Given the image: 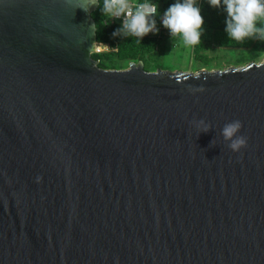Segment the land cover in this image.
Returning <instances> with one entry per match:
<instances>
[{
  "label": "water",
  "instance_id": "obj_1",
  "mask_svg": "<svg viewBox=\"0 0 264 264\" xmlns=\"http://www.w3.org/2000/svg\"><path fill=\"white\" fill-rule=\"evenodd\" d=\"M97 4L0 0V264H264V55L103 69Z\"/></svg>",
  "mask_w": 264,
  "mask_h": 264
},
{
  "label": "clouds",
  "instance_id": "obj_2",
  "mask_svg": "<svg viewBox=\"0 0 264 264\" xmlns=\"http://www.w3.org/2000/svg\"><path fill=\"white\" fill-rule=\"evenodd\" d=\"M215 9H223L226 13L225 32L229 41L243 44L246 40L264 41V0H208ZM159 5L144 0L135 9L129 0H104L103 11L113 17H123L121 26L112 33H121L140 38L159 32L156 16ZM161 23L168 30L170 37H180L185 45L201 44L204 33V19L197 0H176L164 11ZM198 90H202V87ZM201 132H207L210 125L204 120L195 122ZM240 120H233L224 125L221 135L228 147L238 152L246 147L247 138L238 135L242 128Z\"/></svg>",
  "mask_w": 264,
  "mask_h": 264
},
{
  "label": "trees",
  "instance_id": "obj_3",
  "mask_svg": "<svg viewBox=\"0 0 264 264\" xmlns=\"http://www.w3.org/2000/svg\"><path fill=\"white\" fill-rule=\"evenodd\" d=\"M151 1L159 5L157 16L163 14L170 4L176 2V0ZM103 3L104 0H98L96 8L90 14L95 25V43L109 49L108 51H101L99 53L93 52L90 54V57L97 61L96 65L103 69H112L120 68L123 63L126 64L128 61L141 60L144 70H154L146 61L145 55L151 53L155 49L157 44L156 35L150 33L142 40L138 37L125 35L123 33L113 36V31L121 26V22L113 19L109 14L103 11ZM197 3L201 8V14L204 19V33L201 40L206 36H211L217 40L219 44L225 45L224 40H219V38H228L225 32L226 13L222 8H212L208 4V0H197ZM234 43L228 44L235 46ZM243 44L244 49L249 48L257 53L264 50V41L246 40ZM201 47L202 43L196 44L193 50L197 52Z\"/></svg>",
  "mask_w": 264,
  "mask_h": 264
},
{
  "label": "rangeland",
  "instance_id": "obj_4",
  "mask_svg": "<svg viewBox=\"0 0 264 264\" xmlns=\"http://www.w3.org/2000/svg\"><path fill=\"white\" fill-rule=\"evenodd\" d=\"M162 16L163 14L156 16L159 29V32L155 34L157 39L156 47L151 53L145 55L146 61L154 70L194 71L200 68L220 69L227 66L244 65L250 61L258 62L264 55V50L257 53L249 48L244 49V44L234 43L235 41L230 42L227 37L219 38V40H224L225 45L219 44L211 36H206L201 40L202 47L196 52L193 50L194 45H185L180 37H170L168 30L161 23ZM226 41L231 44L234 43L235 46L228 44ZM108 50L106 47L95 43L94 52L99 53ZM127 63H123L120 68L112 69H124Z\"/></svg>",
  "mask_w": 264,
  "mask_h": 264
},
{
  "label": "built area",
  "instance_id": "obj_5",
  "mask_svg": "<svg viewBox=\"0 0 264 264\" xmlns=\"http://www.w3.org/2000/svg\"><path fill=\"white\" fill-rule=\"evenodd\" d=\"M143 2H144V0H129V4H130V6H132L133 9H135V7H136V5L138 3H143ZM150 2H152V1L150 0ZM109 16L112 17L113 19H116V20L120 21L122 23V20H123L122 16L121 17H113L110 14H109Z\"/></svg>",
  "mask_w": 264,
  "mask_h": 264
}]
</instances>
